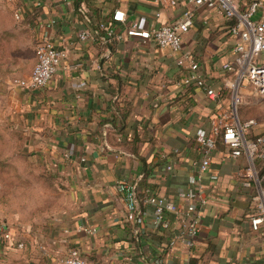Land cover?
<instances>
[{
	"label": "crops",
	"instance_id": "obj_1",
	"mask_svg": "<svg viewBox=\"0 0 264 264\" xmlns=\"http://www.w3.org/2000/svg\"><path fill=\"white\" fill-rule=\"evenodd\" d=\"M4 1L17 27L10 33L16 52L0 74V129L16 137L21 157L50 182L57 199L44 226H26L18 234L34 247L35 258L58 264L76 249L90 264H263L264 235L251 227L252 192L240 176L246 159L233 158L218 143L201 183L191 184L202 159L197 134L231 101L227 94L213 102L200 88L185 87L177 60L191 55L199 74L220 88L222 67L235 57L232 22L195 10L182 51L173 56L153 41L127 36V29L177 20L184 0L175 9L155 0ZM117 10L126 20L116 24V38L79 40L83 30L107 22ZM257 19H264V7ZM44 37L67 52L57 74L40 90L16 86L30 76ZM120 181L138 186L135 223L114 189ZM199 186L208 200L200 210V234L193 247L181 240L169 246L182 231L181 221L168 213L170 230L161 231L144 201L161 197L184 208L180 194Z\"/></svg>",
	"mask_w": 264,
	"mask_h": 264
},
{
	"label": "built area",
	"instance_id": "obj_2",
	"mask_svg": "<svg viewBox=\"0 0 264 264\" xmlns=\"http://www.w3.org/2000/svg\"><path fill=\"white\" fill-rule=\"evenodd\" d=\"M14 1V0H11ZM156 5L165 9H175L180 6L179 0H155ZM185 9L177 20L156 25L150 29H141L137 24L127 29V36L137 37L147 43L149 41L176 55L182 51L183 38L190 31L194 22V11L205 8L222 15L232 22L230 33L237 39L234 47L235 57L232 62L222 67L224 76L221 86L215 89L208 80L199 74V65L191 55H184L177 60V66L184 69L185 87L196 86L204 91L213 102L223 100L228 94L230 105L222 108L209 122L205 130L198 132L196 140L201 148L202 159L198 164V176L191 179V184L201 183L203 175L212 162V152L221 140L231 151L233 158H245L246 167L241 171L243 186L252 192L254 203L250 224L255 232L264 235V130H260L254 120L242 121L239 106L243 101L246 89H251L258 96H264V19H257L264 7V0H184ZM157 13L156 17H160ZM19 19L20 16L17 15ZM126 14L117 10L109 22L99 24V31L104 35L99 37L103 43L116 38V24L124 23ZM97 37L98 33L92 27L83 30L78 38L81 42ZM36 64L27 78L17 80L15 85L28 91H36L46 87L57 74L67 52L59 49L49 37H44L36 46ZM179 152L175 151L178 156ZM175 159H172L168 171L173 170ZM116 193L125 203L129 222L135 223L140 214L141 200L138 197L136 183L120 181L115 186ZM197 190L190 189L180 194L184 208L161 197H148L144 202L153 208L152 223L161 231L170 230L167 214H174L181 221V233L169 246H174L181 240L193 247L200 234L201 208L207 205V198ZM14 227L7 221L0 220V253L12 250H23L26 242L14 234ZM17 238V239H16ZM58 264H90L76 249H70ZM264 264V262H263Z\"/></svg>",
	"mask_w": 264,
	"mask_h": 264
},
{
	"label": "rangeland",
	"instance_id": "obj_3",
	"mask_svg": "<svg viewBox=\"0 0 264 264\" xmlns=\"http://www.w3.org/2000/svg\"><path fill=\"white\" fill-rule=\"evenodd\" d=\"M4 2L6 6L9 3ZM6 10L4 3L0 2V32L3 31L0 33V74L7 67L8 55L16 52L10 33L17 24L13 14H7ZM16 19L20 18L16 16ZM18 55L21 58L23 53L20 51ZM239 113L242 121L254 120L259 129L264 130V96L246 89ZM21 150L16 137L12 138L0 129V220L13 225L15 235L23 232L26 226L31 231L30 227L44 226L45 220L50 218L52 205L57 202L49 193L54 189L50 182L40 180L41 172L21 157ZM33 248L28 244L23 250L0 253V264H43L35 258Z\"/></svg>",
	"mask_w": 264,
	"mask_h": 264
},
{
	"label": "trees",
	"instance_id": "obj_4",
	"mask_svg": "<svg viewBox=\"0 0 264 264\" xmlns=\"http://www.w3.org/2000/svg\"><path fill=\"white\" fill-rule=\"evenodd\" d=\"M111 20H112V18H111L110 20H108L107 22H109V21H111ZM99 24H101V23H99ZM99 24H97V26H94V29H95L96 32L98 33V38L104 35L103 32L99 31ZM218 143H222V141L219 140ZM222 144H223V143H222Z\"/></svg>",
	"mask_w": 264,
	"mask_h": 264
}]
</instances>
